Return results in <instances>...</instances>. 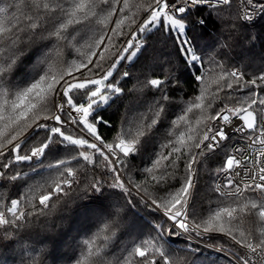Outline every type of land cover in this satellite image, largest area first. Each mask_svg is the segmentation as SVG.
I'll return each instance as SVG.
<instances>
[{
  "label": "snow or ice",
  "instance_id": "6c2138e0",
  "mask_svg": "<svg viewBox=\"0 0 264 264\" xmlns=\"http://www.w3.org/2000/svg\"><path fill=\"white\" fill-rule=\"evenodd\" d=\"M260 20L264 0H0V248L20 264L204 249L264 264Z\"/></svg>",
  "mask_w": 264,
  "mask_h": 264
},
{
  "label": "trees",
  "instance_id": "16d2710c",
  "mask_svg": "<svg viewBox=\"0 0 264 264\" xmlns=\"http://www.w3.org/2000/svg\"><path fill=\"white\" fill-rule=\"evenodd\" d=\"M254 31H259L261 33H264V20H260L257 22ZM209 32H210V35H205L204 38L200 41L201 44H204L206 42L211 43L217 34L215 32V30L212 29L211 26H210ZM168 50L170 51L171 48L169 47ZM251 53L256 57V59L253 61H247L248 63L253 64V68L248 69L249 75H251V73H252V71L256 65L264 63V60L260 59L261 54L264 53V38H262L261 41L257 42L256 46L251 49ZM237 59H238V57H237ZM235 62L236 61L234 60L233 63L230 64L229 66L230 67L233 66L235 64ZM137 67H139V65H137ZM133 71L135 72V69H133ZM193 91H194V84L189 79L185 82V84L183 86V95L185 96V98H187L188 96L193 94ZM122 112H123V106L122 105H113V107L111 109H108V111L103 113L105 119H109L111 121V124H112L111 128H108L105 126H100V132L103 136H105L108 139H111V137L115 134V131L118 129L120 122H121ZM133 163L137 166H142L140 159L134 160ZM207 182H208L207 174L202 173L201 184H200L201 189H203V186ZM200 207H201L202 211H206L207 207H208L206 200L203 198V193H201ZM141 212L143 215H146V216L148 215L147 210L141 209ZM148 219L151 220L152 217L148 216ZM175 246H177V247L181 246V242H177ZM60 251L62 253H65L68 256L72 255V250L67 245L62 247ZM11 257H12V253L6 252L3 248H0V258H7V264H20L18 256L16 257L15 261ZM213 262H215V264H223V260L219 259L218 256L211 255V254L206 253L204 251L198 257V264H213ZM49 264H51V261H49ZM59 264H71V261L64 259V260H61L59 262Z\"/></svg>",
  "mask_w": 264,
  "mask_h": 264
},
{
  "label": "built area",
  "instance_id": "2783aa9c",
  "mask_svg": "<svg viewBox=\"0 0 264 264\" xmlns=\"http://www.w3.org/2000/svg\"><path fill=\"white\" fill-rule=\"evenodd\" d=\"M204 252L209 253V254L214 255V256H217V254L210 249H204Z\"/></svg>",
  "mask_w": 264,
  "mask_h": 264
}]
</instances>
